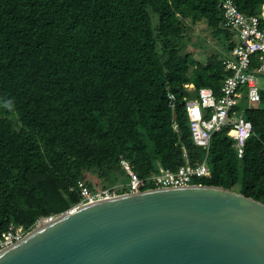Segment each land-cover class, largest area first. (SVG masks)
Segmentation results:
<instances>
[{"label": "trees", "instance_id": "1", "mask_svg": "<svg viewBox=\"0 0 264 264\" xmlns=\"http://www.w3.org/2000/svg\"><path fill=\"white\" fill-rule=\"evenodd\" d=\"M254 13L264 0H233ZM220 0H0V231L32 227L80 197L85 171L122 174L127 158L144 175L199 161L184 109L186 83L219 86L221 53L197 58L180 43L187 23L205 21L233 43ZM176 95L172 127L166 89ZM196 94V93H195ZM244 116L252 123L236 156L228 126L211 134L208 177L264 203V90ZM239 184V188L234 186ZM97 187V186H95Z\"/></svg>", "mask_w": 264, "mask_h": 264}, {"label": "water", "instance_id": "2", "mask_svg": "<svg viewBox=\"0 0 264 264\" xmlns=\"http://www.w3.org/2000/svg\"><path fill=\"white\" fill-rule=\"evenodd\" d=\"M0 264H264V203L203 183L119 193L41 219Z\"/></svg>", "mask_w": 264, "mask_h": 264}, {"label": "built area", "instance_id": "3", "mask_svg": "<svg viewBox=\"0 0 264 264\" xmlns=\"http://www.w3.org/2000/svg\"><path fill=\"white\" fill-rule=\"evenodd\" d=\"M222 26L231 32L233 43L229 52L221 57V64L229 73L223 78L219 93L213 88L201 86L196 89L192 98L184 96V109L192 140L202 150L199 161L190 163L184 147V162L175 169L157 166L154 170L140 176L127 158L119 160V167L126 176L125 182L110 186L91 187L85 179L76 180L79 201L72 205L71 210L81 203L107 198L119 193L134 192L151 187L183 186L194 183L197 178L208 177L207 155L211 134L228 126L227 135L233 140V147L238 158L244 154L246 139L252 133V123L244 116V109L235 106L246 99L256 103L260 99L259 75H264V1L254 13L242 12L233 0H220ZM184 86H192L186 83ZM188 92V90H187ZM167 104L173 113L172 127L178 130L174 115L176 95L166 89ZM56 214L41 216L36 222L51 220ZM31 227L9 221L0 231V250L23 236Z\"/></svg>", "mask_w": 264, "mask_h": 264}, {"label": "rangeland", "instance_id": "4", "mask_svg": "<svg viewBox=\"0 0 264 264\" xmlns=\"http://www.w3.org/2000/svg\"><path fill=\"white\" fill-rule=\"evenodd\" d=\"M224 37L221 35L219 38H215L212 36V29L207 27L205 21H199L194 24L187 23L185 27V31L183 37L180 39V43L182 44L183 49L188 52H191L199 59H204L206 56L210 55L211 53H223V42ZM259 87L264 90V75H259ZM188 96L187 98H192L195 96L196 89L193 86H188ZM249 106V101L246 99H242L236 106L235 109H244ZM83 178L87 182V184L91 187H103V186H110L112 180L108 178H103L102 176H97L95 173L85 171L82 174ZM127 179L125 175L122 173L116 176V181L118 182H125ZM116 182V183H118ZM115 184V183H114ZM112 185V184H111ZM239 184L234 186L235 189H238ZM34 226V225H33ZM32 226V227H33ZM31 227V228H32Z\"/></svg>", "mask_w": 264, "mask_h": 264}, {"label": "crops", "instance_id": "5", "mask_svg": "<svg viewBox=\"0 0 264 264\" xmlns=\"http://www.w3.org/2000/svg\"><path fill=\"white\" fill-rule=\"evenodd\" d=\"M224 54H226V52H223V53L221 52L220 58H221ZM249 104H250V103H249ZM123 174H124V173H123ZM124 175H125V174H124ZM116 176H117V175L112 174V175L109 177V178L112 180L111 184H114V183L118 182V181H116ZM125 177H126V176H125ZM109 178H108V179H109ZM110 179H109V180H110ZM111 184H110V185H111ZM95 186H97V185H95ZM105 186H106V185H105Z\"/></svg>", "mask_w": 264, "mask_h": 264}]
</instances>
